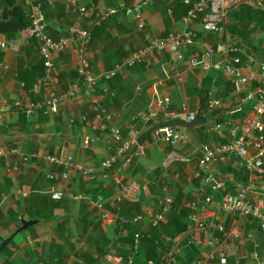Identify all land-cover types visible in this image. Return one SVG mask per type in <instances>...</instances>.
I'll return each instance as SVG.
<instances>
[{
	"label": "crops",
	"instance_id": "0c3cea01",
	"mask_svg": "<svg viewBox=\"0 0 264 264\" xmlns=\"http://www.w3.org/2000/svg\"><path fill=\"white\" fill-rule=\"evenodd\" d=\"M10 1L0 0V20L6 10L12 9ZM29 1L40 4L47 32L53 38L69 36L72 26L90 32L88 55L92 70L97 75L112 70L126 56L145 47L151 39L166 37L184 27L183 10L186 6L182 7L179 0H148L141 7L139 17L128 13L126 7L132 8L141 0L12 2L28 9L29 16ZM254 2V5H250L262 7L260 0ZM225 3L224 31L206 32L199 20L190 24L195 36L180 47L184 56L182 60H176L167 52H153L145 61L123 67L118 76L98 81L95 91L80 84L74 98L61 102L54 114L45 113L40 108L27 112L26 107L31 103H42L52 95L58 96L78 82L73 47L69 45L64 52L54 55L52 78L34 87L44 74V61L39 55L38 42L29 36L26 28L17 31V36L12 39L0 34V43H5L3 48L0 47V242L14 233L7 245L8 252L12 251L5 256L8 262H21L33 255H41L44 260L36 264H125L130 259V264H141L139 259H134L141 233L137 230L132 237L129 230L139 229L141 223L143 227L165 224L175 201L189 208L191 235L179 234L173 240L179 243L194 236L192 243L198 246V254L191 264L197 259L207 260L211 252L216 257H225V264H257L251 256L252 252H257L264 262V235L259 229L258 220L237 213H225L220 208L224 196L235 192L234 182H246L249 174L238 167L234 157L212 164L201 176L211 173L223 180L225 186L209 200L205 192L210 191L203 186L202 177H196L197 160L201 156L199 143L226 140L213 129L217 120L215 118H220L218 122H224L228 119L240 120L247 115L251 109L250 102L244 103L239 112L232 113V110L241 103L247 90L256 89L259 82H248L237 91L231 77L213 68H193L188 58L200 59L211 47L215 51L212 60L220 61L226 55L231 56L228 48L238 43L256 56L258 61L264 60V29L262 32H250L243 38L232 33L234 18L229 15V11L248 4L247 0H225ZM82 7L85 8L83 13L79 10ZM109 9L117 11L104 18L94 16V13L102 14ZM8 18H11L9 14ZM241 59L244 57L241 56ZM40 71L42 73L36 76ZM22 75L26 77V82ZM208 75L214 78L209 85H205ZM230 83L233 86L231 90L228 88ZM102 85L107 86L112 94H103ZM197 90L201 91L200 95ZM156 92L169 96V109L174 113L172 119L187 121L186 112H205V118L198 116L202 120L198 126H169L191 136L186 144L171 145L162 138L157 139L154 129L142 143L143 152L137 159L127 165L120 163L110 169L106 177L98 176L93 180L76 173L73 168H68V178L63 180L60 176L63 165L46 160L47 156L70 155L74 161L100 173V162L113 153L115 141L107 130H95L82 120L84 116L92 121L93 99L97 98L112 113L113 123L124 137L137 139L150 126L172 120H166L162 114L146 122L135 117L141 111L150 110ZM209 95L220 99L223 105L209 109ZM203 96L205 101L204 106H201L200 98ZM244 109L247 110L245 115L238 118L237 115ZM210 115L214 117L209 118ZM70 118L74 119L71 126ZM223 133L226 135V129H223ZM94 135H98L100 140L85 146L84 137ZM11 147H18L27 154L35 153L36 157L22 165L19 172H13L9 167L11 157L5 153ZM172 150L189 156L190 161H179L163 169L160 160ZM46 170L53 173L52 180L46 178ZM54 190L66 194H83L84 198L64 195L60 199H52L50 192ZM97 194L103 198V210L90 204L87 199L95 198ZM166 198H170L171 202L167 203ZM249 198L259 199L255 194H249ZM38 199L43 202L42 212L50 214L49 223L48 218L30 215L31 210L37 208ZM126 202L129 203L124 204ZM131 204H138L139 207ZM157 214H162V219L152 225V219ZM16 218L20 226L21 218L39 221L16 233L20 227H17ZM200 223L207 228L205 233L198 230ZM218 226L227 235L219 232ZM234 232L237 235L233 236ZM136 233L140 237L135 250L133 243ZM215 236L221 237V243L214 247L207 245V239ZM169 253L174 254L173 251ZM172 257L173 260H165L162 264H181L175 255ZM148 264H152V261L149 260ZM208 264L218 263L214 261Z\"/></svg>",
	"mask_w": 264,
	"mask_h": 264
},
{
	"label": "built area",
	"instance_id": "2783aa9c",
	"mask_svg": "<svg viewBox=\"0 0 264 264\" xmlns=\"http://www.w3.org/2000/svg\"><path fill=\"white\" fill-rule=\"evenodd\" d=\"M28 1V0H27ZM148 0L139 1L134 7H126L128 13H133L136 17H139L141 7L146 5ZM182 2L188 6L186 14L183 16L184 27L177 30L173 34H170L163 38H153L149 43L140 50L131 53L126 56L119 64H116L110 71L104 72L101 75H97L92 70L88 55V46L91 39V34L88 30L72 26L69 28V36L53 38L47 32V23L45 16L40 10L39 3H29L30 24L26 28L29 36L36 39L38 42V51L40 58L44 61V74L34 85L36 87L44 80L52 78L54 70V55L64 52L69 45L73 47L76 55V72L78 75V82L72 86L71 89L64 91L60 95H52L42 103H31L26 107V111H33L35 108L42 109L45 113L54 114L58 111L59 104L65 101H71L77 93V89L80 84L95 91L98 87V81H107L111 79L117 72L121 71L123 67H130L132 65L139 64L146 60L147 56L153 52H167L173 55L176 60H182L183 54L180 51V47L187 42H190L195 36L190 24L199 20L202 22V27L206 32L222 33L224 31V19L226 16V3L225 0H182ZM248 4L254 5V0H247ZM71 4H74L71 2ZM83 13L85 8H79ZM117 9H109L106 12L94 13L95 17L104 18L105 16L116 12ZM5 43L1 42L0 47H4ZM228 52H231V56H225L220 61L212 60V54L215 52L213 48L207 49L204 57L198 59L196 57H189L188 63L191 67H198L201 69L213 68L214 70H220L228 77H231L236 90L242 89L241 86L248 82H259V86L256 89H248L241 103L238 104L232 113L241 111L242 105L246 102H250L251 109L247 115L242 119H228L224 122H218L214 126L215 132L220 136L225 137L226 140L219 143H199V149L201 156L197 160L196 177L201 176L202 172L209 169L212 164L219 162H225L228 158L234 157L238 162V167L245 170L249 174V178L246 182L236 181L234 182L235 192L228 193L224 196L223 201L220 204V208L225 213H237L240 216H245L250 219L258 220L261 232L264 235V60L258 61L256 56L250 53L242 45L235 43L231 44L228 48ZM241 56L244 59H241ZM243 64L240 66V63ZM176 73V77H177ZM101 91L105 95H111L108 87L102 85ZM93 117L92 121L82 116V120L86 125L92 126L95 130L102 131L107 130L109 134L114 138L115 148L113 153L104 158L100 162L101 172L98 173L92 168H87L83 164L74 161L70 155L65 157L47 156L46 160L49 163L61 164L64 170L60 173L63 180L68 178V168H73L76 173L86 176V178L93 180L100 177H106L107 172L118 164L127 165L133 160L137 159L143 152L142 145H139L135 137L126 138L120 132L119 127L113 123L112 113L101 103L97 98L93 99ZM223 105L222 101L217 98H211L210 95L207 99V107L209 109L218 108ZM150 110L141 111L136 114L142 121L156 118L159 114L166 119H172L174 113L169 109L170 98L156 92V95L151 102ZM205 118V112L200 113L186 112L185 120L191 121L196 117ZM94 121V122H93ZM74 123V119L70 118L69 125ZM223 129H226V135L223 133ZM155 138H162L171 145L186 144L191 140V136L188 133H179V131L172 127H160L154 130ZM100 137L98 135L85 136L84 144L87 146L90 142L98 141ZM3 154L4 152L1 151ZM7 156L11 157L9 164L10 170L13 172H19L22 165L28 164L33 158L36 157L35 153L27 154L21 151L18 147H11L7 152ZM189 162L190 157L182 155L176 151H168L164 154L160 160V166L163 169L169 168L176 162ZM202 183L205 189L210 191L207 200L212 199L216 191L224 188L225 182L215 178L211 173L201 176ZM46 178L52 180L54 178L53 173L50 170H46ZM26 196L25 193H22ZM249 194H255L259 197L257 200L249 198ZM64 195L71 198H84L83 194L65 193L61 190H54L50 192L52 199H60ZM90 204L94 205L100 210H103V198L100 194H97L95 198H87ZM166 202L170 203L171 199L166 198ZM191 217H193L191 215ZM162 219V214H157L151 224L155 225ZM198 230L205 233L207 228L203 223L198 225ZM217 229L223 235H227L225 230L218 226ZM186 235V234H185ZM191 235V234H189ZM232 235H237L235 232ZM140 234L136 233L134 236L133 249H137ZM194 236H191L187 243L194 241ZM221 237L215 236L211 239H207L206 244L211 247L217 246L221 243ZM201 241H198L200 243ZM251 256L256 260L257 264H264L260 259L257 252H252ZM174 257H170L167 261L173 260ZM216 261L218 264H225V257H216L214 252L208 253L207 260L197 259L194 264H208L209 262ZM131 259L125 264H130Z\"/></svg>",
	"mask_w": 264,
	"mask_h": 264
},
{
	"label": "trees",
	"instance_id": "16d2710c",
	"mask_svg": "<svg viewBox=\"0 0 264 264\" xmlns=\"http://www.w3.org/2000/svg\"><path fill=\"white\" fill-rule=\"evenodd\" d=\"M12 1L13 0L10 1V4L12 5L11 6L12 9L6 10L3 13L2 20H0V34H4L9 39L15 38L17 36L16 34L17 31L27 28L30 24L29 16L27 15L28 9H24L19 4L15 5ZM179 1H180L181 6L182 5L186 6L182 3V0H179ZM260 1L262 4V7L255 8L254 6H251L250 4H244L238 9H231L229 11V15L234 18V22L231 26L233 34L241 35V37L243 38L245 37L246 34H249L250 32L252 33L253 31H258V32L263 31L264 29V0H260ZM187 9H188V6L184 7L183 13L186 14ZM8 14L11 16V18H8ZM93 34L94 33H92V35ZM41 73L42 71L37 73L36 76ZM118 73L119 72H117L113 77L118 76L119 75ZM213 78L214 77L212 75H208V78L205 81V85H209L210 81ZM23 80L25 81L26 77ZM32 80L33 79H30V81ZM201 88L204 89L202 86ZM228 88L229 90L233 89V86L231 83L229 84ZM197 92L199 95L201 94L200 90H197ZM200 99H201L200 100L201 106L202 105L204 106L205 97L203 96ZM246 111H247L246 109L243 110L241 113L237 115V117L242 118L245 115ZM208 117L212 118L214 116L210 115ZM215 119H217L215 120L216 123L220 121L219 120L220 118L218 117ZM205 196L206 195H204V197ZM127 203L129 202H126L124 204H127ZM41 205H43V202L38 199L37 208L32 209L30 212L31 217H37L40 219L41 218L45 219L46 217H50V214L46 215L42 212L41 208L43 207H41ZM44 205H46L45 202H44ZM52 205L55 206L54 202H52ZM131 206H136L137 208L139 207L138 204L137 205L131 204ZM188 213H189L188 207L182 206L181 202L175 201L172 206V211L169 213L167 217V222L165 224L163 225L158 224L156 226L150 225V226L143 227L141 223L139 229L133 228L132 231L129 230V234L132 235V237L135 231L137 230L140 231L141 233L139 249L134 254V259H139V263L141 264H148L149 260L152 261V264H162L163 261L168 260L171 256L175 255V259L180 261L181 264H191L194 258L198 254V246H196L194 243H191V244L186 243L188 241L187 238H185V240L180 241L179 243H175V241L173 240V238L176 235L178 236L179 234H186V236H189V233H191V231H189L190 218L188 217ZM16 219L18 221L17 227H19L20 226L19 220L18 218ZM122 227H124V225H122ZM131 244H132V240H131ZM173 246H174V250H173ZM172 251L174 254L169 255L170 254L169 252H172ZM7 252H8V246H6L3 249V251L0 253V260H1L0 264H8V263L9 264H19L20 263V261H16V262L14 261L13 263L8 262V257H5V256L12 253V251L8 253Z\"/></svg>",
	"mask_w": 264,
	"mask_h": 264
},
{
	"label": "water",
	"instance_id": "95a60500",
	"mask_svg": "<svg viewBox=\"0 0 264 264\" xmlns=\"http://www.w3.org/2000/svg\"><path fill=\"white\" fill-rule=\"evenodd\" d=\"M202 123V120L198 117H196L194 120L191 121H184L181 119H172L167 122H159L155 125L150 126L146 130H144L138 137H137V143L139 145H142V143L149 137V134L152 130L160 127H167V126H183V127H193V126H198ZM39 220L38 219H31V220H26L24 218L20 219L21 226L17 228L16 233L26 230L30 225H33L34 223H37ZM14 233L10 235L9 237L3 239L0 242V253L3 251V249L9 244L11 239L13 238ZM44 258L41 255H33L29 258L23 259L19 264H36L38 262L43 261Z\"/></svg>",
	"mask_w": 264,
	"mask_h": 264
},
{
	"label": "rangeland",
	"instance_id": "374dc122",
	"mask_svg": "<svg viewBox=\"0 0 264 264\" xmlns=\"http://www.w3.org/2000/svg\"><path fill=\"white\" fill-rule=\"evenodd\" d=\"M246 108V107H245ZM245 110V109H244ZM46 218H48V223H49V221H50V217H46ZM42 219V218H41ZM41 223H43L42 221H40ZM41 223H39V224H41Z\"/></svg>",
	"mask_w": 264,
	"mask_h": 264
}]
</instances>
